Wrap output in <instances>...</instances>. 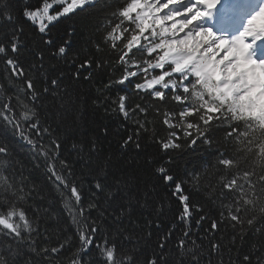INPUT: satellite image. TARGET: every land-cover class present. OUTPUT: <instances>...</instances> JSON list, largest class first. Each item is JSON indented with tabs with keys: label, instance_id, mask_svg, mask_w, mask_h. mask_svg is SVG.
<instances>
[{
	"label": "snow or ice",
	"instance_id": "6c2138e0",
	"mask_svg": "<svg viewBox=\"0 0 264 264\" xmlns=\"http://www.w3.org/2000/svg\"><path fill=\"white\" fill-rule=\"evenodd\" d=\"M81 12L100 21L83 59L80 50L70 56L75 28L58 29ZM26 23L43 48L29 46ZM81 81H99L93 108L132 126L107 155L98 134L61 158L65 141L52 125L79 111L71 86ZM125 85L131 90L110 95ZM150 114L162 117L166 135L153 127L150 139L166 159L149 154L154 179H145L128 154L144 150ZM0 124L42 160L74 228L69 236L58 216L29 203L38 190L0 141V264H264V0H0ZM198 144L215 146L214 183L173 170L168 153ZM77 165L90 177L87 192ZM202 180L218 218L194 199ZM166 208L172 220L161 231ZM153 225L155 241L145 231Z\"/></svg>",
	"mask_w": 264,
	"mask_h": 264
},
{
	"label": "trees",
	"instance_id": "16d2710c",
	"mask_svg": "<svg viewBox=\"0 0 264 264\" xmlns=\"http://www.w3.org/2000/svg\"><path fill=\"white\" fill-rule=\"evenodd\" d=\"M12 3H16V0H12ZM100 23L97 15L90 14V12H81L78 15L73 16L70 19L64 20L58 25V29L63 34L65 27L75 28V32L72 35V49L73 52H70V56L74 54L76 50H80L81 59L85 55L89 54L92 51L91 44L89 40L98 39L99 33L97 32V25ZM25 31L27 33V43L30 47L39 46L44 47L43 44H40V36L36 33L35 29L29 25L25 24ZM57 29H53V34H55ZM101 56L104 53H100ZM139 55V54H138ZM60 69L65 73L70 74L72 71V66L69 64L61 63L59 65ZM121 75L119 70L115 71L112 79H115ZM101 80L106 82L107 76L102 75ZM99 81L96 85L89 84L88 82L81 81L79 84L73 83L71 86L73 99L77 94L82 98V101L79 103V111L72 112L69 110L65 113L63 120H57L52 126L56 128L57 123L59 127V135L62 140L65 141L61 152L63 158L64 155H68L71 151L72 143L82 141L88 137L101 135L102 143L100 145L103 155H107L111 151L115 150L118 146V141L121 137L131 128V124L127 121H124L123 118L117 114H105L102 109H95L91 105V100L89 97H95L96 86H98ZM124 89L131 90V85L125 86H116L110 90V95L115 97L118 93H122ZM133 102H140V97L132 94ZM151 103V101H149ZM162 108L167 107L166 105H161ZM135 119V117H133ZM147 119L153 121L152 125H149V133L142 135L141 143L145 145L143 151L137 152L133 150L128 155L129 157H134L136 161V168L134 169L138 174L143 176L145 179H154L151 177L150 171H146L149 168L145 164V159L149 154H158L163 156L166 159V156L160 152L157 145H155L150 139L152 129L154 127L156 135L163 137L166 135L165 127L160 122L162 117H155L149 115ZM121 125H124L121 128ZM107 127L109 129V135L103 137L101 129ZM217 137L222 136L223 133L218 131L214 133ZM0 141L8 143L11 147L12 153V162L13 169L16 172H22L23 177L26 179L28 186L32 187L33 185L37 188L38 194L34 193V200L29 201L30 204H33L35 207H39L40 214L43 216L44 211L47 209L54 216L59 217V224L64 227L66 233L69 236L73 235L74 228L70 222L69 214L65 211V207L61 202V194L55 188L53 180L50 178L48 172L45 170L44 164L41 159L34 157L33 152L30 150L27 143L19 138V136L12 130L11 126H3L0 124ZM168 155L175 156V164L173 170L183 175L188 172H199L202 176L207 175L211 181L215 182V172L214 167L216 163V152L215 146L209 148L204 144H198L194 148H186L183 151L179 152H170ZM73 158L75 154H72ZM18 162V163H17ZM243 167V165H242ZM77 177L80 178L85 186V192L88 190V185L90 177L87 175H81L79 171V165H77ZM209 183V180H202V190L201 194L194 197L195 200L199 201L205 211L210 215V217L218 218L219 212L217 206L211 201L205 198L203 194V185ZM161 195H169L166 191L161 190ZM168 204L171 207H175V201L169 200ZM167 213L164 216H161L160 219L163 221L161 224V231L166 229L172 220V213L165 209ZM154 218V217H153ZM45 220L48 217H44ZM208 227V222H204V228ZM153 231L152 240L156 239L157 229L153 225L151 229H145V231ZM195 231V229H194ZM204 229H200V234H203ZM223 232V226H222ZM221 233H217L220 235ZM225 235H230V230ZM207 242L205 241V244ZM247 247V244L245 245ZM235 249H233V252ZM70 255V250L64 253V256L67 257Z\"/></svg>",
	"mask_w": 264,
	"mask_h": 264
}]
</instances>
